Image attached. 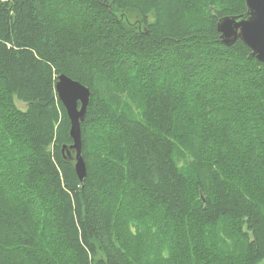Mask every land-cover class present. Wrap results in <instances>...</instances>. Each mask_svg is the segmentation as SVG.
Segmentation results:
<instances>
[{
  "label": "trees",
  "instance_id": "16d2710c",
  "mask_svg": "<svg viewBox=\"0 0 264 264\" xmlns=\"http://www.w3.org/2000/svg\"><path fill=\"white\" fill-rule=\"evenodd\" d=\"M245 10L0 0V264H264V63L216 29ZM60 73L90 89L82 182Z\"/></svg>",
  "mask_w": 264,
  "mask_h": 264
},
{
  "label": "water",
  "instance_id": "95a60500",
  "mask_svg": "<svg viewBox=\"0 0 264 264\" xmlns=\"http://www.w3.org/2000/svg\"><path fill=\"white\" fill-rule=\"evenodd\" d=\"M246 10L239 15L218 19L216 29L220 42L230 45L240 40L249 49V58L264 63V0H245ZM55 91L70 121L71 143L63 145V157L72 161L80 182L86 176V164L82 155L81 122L90 101V89L67 75L60 73L55 81ZM73 151V153H72Z\"/></svg>",
  "mask_w": 264,
  "mask_h": 264
},
{
  "label": "rangeland",
  "instance_id": "374dc122",
  "mask_svg": "<svg viewBox=\"0 0 264 264\" xmlns=\"http://www.w3.org/2000/svg\"><path fill=\"white\" fill-rule=\"evenodd\" d=\"M122 15H123V13H122ZM17 105H18L19 107H21V108H24V107H25V104L22 103V102H17Z\"/></svg>",
  "mask_w": 264,
  "mask_h": 264
}]
</instances>
